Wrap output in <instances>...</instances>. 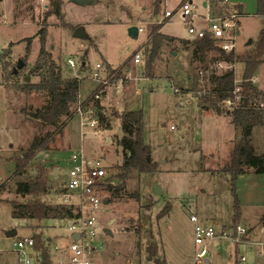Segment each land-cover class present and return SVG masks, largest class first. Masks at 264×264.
Wrapping results in <instances>:
<instances>
[{
	"label": "rangeland",
	"instance_id": "rangeland-1",
	"mask_svg": "<svg viewBox=\"0 0 264 264\" xmlns=\"http://www.w3.org/2000/svg\"><path fill=\"white\" fill-rule=\"evenodd\" d=\"M154 1L157 2L96 0L77 3L63 0L61 14L46 18L47 10L51 9L50 0H0V149L3 148L0 150V174L4 171L0 179V264H19L13 244L20 237L41 234L54 260L55 244L64 245L71 241V218L62 219V224L59 218H47L36 226L33 219L12 216L11 200L24 202L36 198L16 191V183L34 179L36 171L18 175L10 159L15 160L36 136L47 132H52L50 147L33 160L35 164L42 160L47 164L49 187L41 199L54 202L55 197L48 193L49 189L59 186L61 178L67 177L70 167L67 158L78 148L104 158L116 186H119L118 191L105 192L109 202L102 224L111 232L99 236L98 264H153L147 251L152 240L157 244L161 259L184 264L195 250L190 214L197 213L201 219L213 223L217 230L223 228L225 221L231 224L235 203L232 186L236 187L243 211L238 224L247 228L255 226L257 237L264 240L261 232L264 174L247 168L246 174L238 176L232 183L224 168L243 133L232 123L228 113L220 114L200 103V97L210 94L209 75L215 67L210 65L206 71L198 60H194V45L191 42L184 44V39H193L186 36L188 24L180 11L162 25L163 34L175 39L163 41L156 56H151L152 40L146 38L148 31L150 33L157 25L162 12L178 9L182 2L163 0V11L160 12L157 3L159 11L156 12ZM204 1L192 0L196 14H207ZM151 5L154 6L149 10ZM143 7L147 8L144 10ZM240 19L237 53L246 50L247 41H252L250 45L256 42L264 27L261 14L241 16ZM131 24H141L146 29L138 38H132L128 35ZM193 24L196 28L205 27L207 21L195 17ZM79 25L85 28L88 37L73 35ZM43 26L47 29L46 47L55 61L65 68L67 76L82 78L79 98H86L99 85V81L91 76L97 62L104 63L105 67L109 63L112 68H121L118 78H109V93L101 102L103 112L109 116L110 128L105 127L107 122L103 121L97 134H92V130L85 126L84 135H81L80 120L74 114L60 129L43 125L31 117L30 112L48 102L47 93L24 88L40 80L31 69L41 48L38 31ZM28 37L33 38L30 52L26 48ZM138 51L142 60L134 63L133 56ZM69 58H73L74 66L69 64ZM20 59L26 63L17 74L11 75L10 71L17 67ZM81 63L85 64L82 71ZM235 68L234 84L244 77V63L237 61ZM217 69L218 72L225 71ZM103 75L109 76L108 70L103 71ZM253 78H256L258 88L264 91V64ZM219 104L223 110L228 109L222 101ZM76 106L77 103L73 112ZM130 110L143 114V138L151 147L156 167L148 173L133 171L121 183L119 174L125 151L118 145V138L125 133L120 116ZM251 144L256 153L264 154L263 124L253 128ZM7 150L10 152H5ZM55 168H61L58 179L55 178L58 173ZM157 185L161 193L156 192ZM14 229L17 235L8 236ZM235 245L230 239L214 240L208 254L211 264H223V258L228 259V264H235ZM238 245V257L246 256V260H240L239 264H258V246L251 243ZM261 260L264 261V256Z\"/></svg>",
	"mask_w": 264,
	"mask_h": 264
},
{
	"label": "trees",
	"instance_id": "trees-1",
	"mask_svg": "<svg viewBox=\"0 0 264 264\" xmlns=\"http://www.w3.org/2000/svg\"><path fill=\"white\" fill-rule=\"evenodd\" d=\"M211 1L213 2L212 7L216 8L218 3L217 0ZM258 1V14L264 16V0ZM50 2L49 5L51 9L47 10L46 18L51 15L59 16L61 14L63 0H50ZM155 8L156 12L159 11L157 4ZM163 23H157L149 34L152 40L151 56H156V52L163 41L175 39L162 33L161 29ZM46 34L47 29L43 26L38 31L41 48L38 58L31 69V72L38 75L40 80L35 83H29L25 85L24 88L30 91L47 93V104L35 108L30 112V115L32 118L41 121L43 125L45 124L49 127L53 126L60 129L64 127L67 120L74 114L72 108L79 100L81 81L76 76H67L65 74V68L55 61L52 52L46 47ZM32 39V37L26 38V48L28 52H30L31 49ZM190 42L194 45L192 49L193 58L201 63V68L208 71L210 65H214L218 59L242 62L245 67L244 82L242 83L244 96L248 99H252L253 97L264 94V91L252 82V78L256 74L258 68L264 64V27L259 33L258 40L252 45L246 46V50L242 53H226L211 37L196 38L192 41L190 39H184V44H190ZM211 53L216 54V56H213V54L211 55ZM24 62L26 63V60H24ZM84 67L85 64L81 63V71ZM107 67L109 73L108 77H119L118 75L121 73V68H112L109 64ZM10 74H17L14 68L10 71ZM209 78L212 87H210V94L208 96L200 97L202 107L212 109L220 114L223 112L228 113V115L231 116L232 123L236 125L237 128H240L243 133L240 143L233 149L231 159L224 168L225 173L230 176L233 184L238 176L247 172V168H253L254 172L257 174H264V154L256 153L254 146L251 144L253 128L259 124L264 125L263 116L258 112L249 110L246 106H240L234 110H223L221 108L219 103L232 96L235 80L234 70L218 72L216 68H213ZM120 118L125 135L118 138V145L125 151V161L120 167L121 172L119 174V179L121 183H124L133 171H138L140 173L153 172L156 166L153 161L151 147L149 144L145 143L143 138L142 112L130 110L123 113ZM101 119L107 122L105 127L110 128L108 125L109 116L102 115ZM51 135L52 132H47L44 135L36 136L26 151L14 160L15 170L18 175L26 174L29 170L36 171V177L34 179L18 181L16 183L17 193L21 195H35L34 197L36 198L24 202L11 200L12 216L16 218L33 219L35 222H39L38 225H40L41 221L44 219L64 218L68 215V212L63 208L54 206L47 203L46 200L41 199V196L48 191L49 187L47 164L45 160L37 164L33 163V160L40 152L49 149ZM113 190L118 191L119 186H110L108 188V191ZM231 190L235 198V203L234 214L229 228H235L240 220L241 204L236 193V187L232 186ZM168 210L169 206L166 207V214ZM262 221H264V215ZM34 237L36 240L35 248L41 252L40 264H54L49 247L41 238V234H36ZM147 250L154 264H168L165 259L157 257V244L153 240L150 241ZM236 264H239V260H237Z\"/></svg>",
	"mask_w": 264,
	"mask_h": 264
},
{
	"label": "built area",
	"instance_id": "built-area-1",
	"mask_svg": "<svg viewBox=\"0 0 264 264\" xmlns=\"http://www.w3.org/2000/svg\"><path fill=\"white\" fill-rule=\"evenodd\" d=\"M206 15H198L194 12L192 0H184L178 9H166L157 23H163L172 17L176 11H180L188 24L187 33L189 38L211 37L216 44L226 53H237L240 39V26L243 15L239 9L232 11H216L211 5H205ZM195 17H203L207 21L205 27L196 28L193 24ZM139 34L144 32L146 27L137 24ZM1 51V48H0ZM134 63H140L142 54L140 51L133 56ZM68 62L74 66L73 58ZM236 62L226 59H218L214 67L226 70H234L236 73ZM104 63L97 62L91 72V76L99 81V85L86 98H79L74 112L78 116L81 124V135H84V127L87 126L92 134L101 131L100 126L103 121L102 115H108L103 112L101 102L107 98V85L110 77L103 75L107 71ZM218 70V69H217ZM80 81L82 78L76 75ZM242 80H236L232 90V96L224 99L222 103L230 110L246 106L249 110L260 113L264 118V94L248 99L243 94ZM255 84L256 78H252ZM116 87H119L117 85ZM100 102V103H97ZM69 169L66 178H61V183L57 187H51L49 194L54 195V202L50 204L66 210L67 218L72 222L69 228L72 230L71 241L68 244H55L56 252L54 264H98L97 259L100 254L98 242L99 236L108 233L102 224V216L106 209V200H109L105 192L110 186H116L114 176L110 173V167L104 163V158L96 157L86 152L83 148L72 150L67 158ZM58 179V174L55 176ZM59 218L60 224L62 219ZM190 220L194 223V243L195 251L192 264H206L209 254L210 244L217 239H230L236 244H254L259 247L258 254L264 256V241H253L248 236L249 228L236 225L235 228H222L217 230L211 223L203 222L195 213L190 214ZM78 233L79 237H73ZM36 240L34 236L20 237L14 242V251L17 252L19 264H40L41 252L35 248ZM241 260H246L242 256ZM130 264H136L131 262Z\"/></svg>",
	"mask_w": 264,
	"mask_h": 264
},
{
	"label": "crops",
	"instance_id": "crops-1",
	"mask_svg": "<svg viewBox=\"0 0 264 264\" xmlns=\"http://www.w3.org/2000/svg\"><path fill=\"white\" fill-rule=\"evenodd\" d=\"M182 2H183V0H182ZM181 2V3H182ZM204 2H207L206 3V5H211L212 6V1L211 0H205ZM218 2V3H217ZM217 7H216V11H224V12H228V11H232V10H234V9H240V7L242 6L243 7V17L244 16H251V15H256V14H258V10H259V1L258 0H217ZM159 4V7H160V12H162L163 10L161 9V4L163 3V0H157V2H155L154 1V5L155 4ZM152 4H153V2H152ZM154 5H151V6H149L148 7V9L149 8H152ZM147 7H143V9L145 10ZM166 8H167V5H166ZM150 10V9H149ZM162 10V11H161ZM163 13V12H162ZM161 13V14H162ZM161 31H162V29H161ZM163 33V32H162ZM149 31H148V34H147V36H146V38H149ZM109 64V63H108ZM110 65V64H109ZM88 97V96H87ZM68 138H69V136H68ZM0 150H3V148L2 149H0ZM5 152H10V150H7V151H5ZM2 155V154H1ZM4 155V154H3ZM49 154H47V156H48ZM6 157H10L11 158V156H6ZM10 161L11 162H13L14 163V165H15V161H14V158L12 157L11 159H10ZM0 163H2L1 162V159H0ZM15 168V167H14ZM55 170H56V172H58L57 174H58V178L60 177V175H61V168H55ZM3 173H4V171H1V174H0V179H2L3 178ZM246 174V173H245ZM245 174H243V175H245ZM195 214H197V213H195ZM243 214V211L241 210V215ZM198 215V214H197ZM264 215V214H263ZM199 216V215H198ZM263 217V216H262ZM262 217H261V223H263V226H262V233H264V221H262ZM206 218H208V217H206ZM240 218H241V216H240ZM199 219L201 220V221H205L206 223H210L208 220H205V219H201L200 218V216H199ZM191 221V220H190ZM239 222H240V220H239ZM193 223V222H192ZM211 224H213V223H211ZM227 224V226L226 227H228V225H230V223H228L227 221H225L224 223H223V228H225V225ZM193 229H194V223H193ZM248 236L250 237V239H252L253 241H258V240H262V239H259L257 236H259V235H257V230H256V228H255V226L253 227V226H251L250 228H249V233H248ZM220 240V239H219ZM222 240V239H221ZM264 241V240H263ZM212 244V243H211ZM210 244V245H211ZM235 247H236V252H235V255H236V258H235V264L237 263V260H241V257L242 256H245L244 254L243 255H241L240 257H238V255H239V245L237 244V245H235ZM257 247V246H256ZM257 250L259 251V247H257ZM148 251V250H147ZM195 251V250H194ZM194 251H193V253L192 254H194ZM209 252H210V247H209ZM149 253V252H148ZM50 254H51V251H50ZM55 255H56V253H55ZM53 256H51V258H52ZM157 257L158 258H160V256H158V254H157ZM261 257V258H260ZM262 257L263 256H260L259 254H258V264H264V261H262L261 259H262ZM53 259V258H52ZM148 259L149 260H151L152 261V259H151V257L150 256H148ZM166 260V259H165ZM167 261V263L168 264H173L172 262L173 261H168V260H166ZM153 262V264H154V261H152ZM192 262H193V256L191 255V257L189 258V259H187L186 261H185V263L184 264H192ZM222 263L223 264H228V259H226V258H223L222 259ZM206 264H211V258L208 256L207 257V263Z\"/></svg>",
	"mask_w": 264,
	"mask_h": 264
},
{
	"label": "water",
	"instance_id": "water-1",
	"mask_svg": "<svg viewBox=\"0 0 264 264\" xmlns=\"http://www.w3.org/2000/svg\"><path fill=\"white\" fill-rule=\"evenodd\" d=\"M74 2H77V3H93L95 2L96 0H72ZM207 2H204V5H206ZM240 12H243V7L241 6L240 7ZM73 35L75 37H88L87 33L85 32V28L82 26V25H79L77 26L75 29H74V32H73ZM128 35L132 38H138L139 36V27L138 25L136 24H131L129 27H128ZM186 36L189 37L188 33L186 32ZM252 43L251 40L247 41V45H250ZM25 64L24 60L20 59L18 61V66L14 68V71L15 73H17L19 71V68L23 67ZM156 192L157 193H161V188L159 185L156 186ZM106 202H109V200H106ZM39 222H35L36 225H38ZM107 229V228H106ZM108 233H110L111 231L109 229H107ZM17 235V230L14 229L12 231H10L8 233V236L12 237V236H15ZM73 237L75 238H78L79 237V234L78 233H74L73 234Z\"/></svg>",
	"mask_w": 264,
	"mask_h": 264
}]
</instances>
